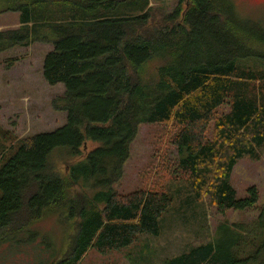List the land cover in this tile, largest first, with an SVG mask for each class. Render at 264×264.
<instances>
[{
	"label": "trees",
	"instance_id": "trees-1",
	"mask_svg": "<svg viewBox=\"0 0 264 264\" xmlns=\"http://www.w3.org/2000/svg\"><path fill=\"white\" fill-rule=\"evenodd\" d=\"M7 1L20 26L0 31V54L51 44L43 78L64 86L53 106L67 118L10 147L0 169V242L45 217L66 218L67 246L53 264H78L91 249L158 237L173 204L167 190L114 188L144 124H175L178 173L197 201L207 196L222 214L257 204L258 191L239 199L230 176L264 148V30L242 21L230 0H174L166 14L151 4L173 0ZM91 141L100 146L88 152ZM64 148L62 167L51 158ZM240 241L226 229L218 247L207 243L165 264H264V241L244 260L234 250Z\"/></svg>",
	"mask_w": 264,
	"mask_h": 264
},
{
	"label": "rangeland",
	"instance_id": "rangeland-1",
	"mask_svg": "<svg viewBox=\"0 0 264 264\" xmlns=\"http://www.w3.org/2000/svg\"><path fill=\"white\" fill-rule=\"evenodd\" d=\"M230 1L242 21L264 30V0ZM176 5L174 0L151 4L165 14L171 13ZM7 7L8 1L0 0V31L20 26V14L5 12ZM52 49L51 44L38 42L0 54V129L9 134L0 133V146L7 148L6 154L0 150V169L14 154L9 149L15 142L54 132L66 124L67 114L53 106L54 100L64 95L65 88L63 85L53 88L43 78L44 59ZM138 129L123 177L114 188L120 195L153 187L167 190L173 204L161 219L160 235L143 234L120 251L91 249L78 264H165L169 258L185 255L207 243L218 247V238L226 229L229 234L238 233L242 237L234 249L238 259L244 260L260 249L264 241V217L260 218L264 212V148L259 149L258 159L240 160L230 176L239 199H244L248 189L254 187L259 201L252 208L222 214L207 196L197 201L191 183L179 175L180 164L172 141L178 133L175 124H144ZM99 146L97 142H88V152ZM67 152L66 148L56 150L52 161L63 167ZM67 223L66 218L45 217L27 231L1 241L0 264L56 263L67 246L71 228Z\"/></svg>",
	"mask_w": 264,
	"mask_h": 264
},
{
	"label": "crops",
	"instance_id": "crops-1",
	"mask_svg": "<svg viewBox=\"0 0 264 264\" xmlns=\"http://www.w3.org/2000/svg\"><path fill=\"white\" fill-rule=\"evenodd\" d=\"M63 94H64V92H63ZM0 113H1V111H0Z\"/></svg>",
	"mask_w": 264,
	"mask_h": 264
}]
</instances>
